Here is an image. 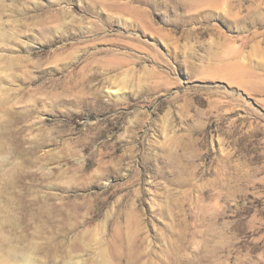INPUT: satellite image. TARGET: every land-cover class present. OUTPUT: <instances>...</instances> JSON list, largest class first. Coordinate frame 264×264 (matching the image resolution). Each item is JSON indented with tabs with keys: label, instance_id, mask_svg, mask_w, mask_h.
I'll use <instances>...</instances> for the list:
<instances>
[{
	"label": "rangeland",
	"instance_id": "rangeland-1",
	"mask_svg": "<svg viewBox=\"0 0 264 264\" xmlns=\"http://www.w3.org/2000/svg\"><path fill=\"white\" fill-rule=\"evenodd\" d=\"M0 264H264V0H0Z\"/></svg>",
	"mask_w": 264,
	"mask_h": 264
}]
</instances>
